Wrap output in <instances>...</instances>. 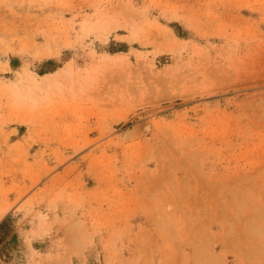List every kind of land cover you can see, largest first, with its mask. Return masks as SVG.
I'll use <instances>...</instances> for the list:
<instances>
[{
    "label": "rangeland",
    "instance_id": "rangeland-1",
    "mask_svg": "<svg viewBox=\"0 0 264 264\" xmlns=\"http://www.w3.org/2000/svg\"><path fill=\"white\" fill-rule=\"evenodd\" d=\"M0 264H264V0H0Z\"/></svg>",
    "mask_w": 264,
    "mask_h": 264
},
{
    "label": "trees",
    "instance_id": "trees-1",
    "mask_svg": "<svg viewBox=\"0 0 264 264\" xmlns=\"http://www.w3.org/2000/svg\"><path fill=\"white\" fill-rule=\"evenodd\" d=\"M9 217H7L6 219H4L1 223H0V244L1 246H5L8 242L7 237L9 236V232L5 231V228L7 226V221H8Z\"/></svg>",
    "mask_w": 264,
    "mask_h": 264
}]
</instances>
